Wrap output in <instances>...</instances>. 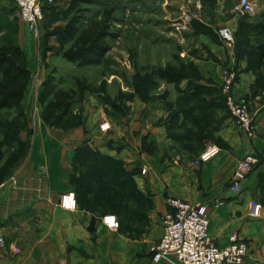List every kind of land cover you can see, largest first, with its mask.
<instances>
[{
    "label": "rangeland",
    "instance_id": "1",
    "mask_svg": "<svg viewBox=\"0 0 264 264\" xmlns=\"http://www.w3.org/2000/svg\"><path fill=\"white\" fill-rule=\"evenodd\" d=\"M235 1L81 0L78 7L82 10L74 9L68 12L70 0H46L40 33L38 37H34L26 23L19 18L11 1L0 0V46L5 43H15L20 25L23 26L25 35H30L35 40V46L38 40L36 48L39 52V60L45 67L44 77L54 67V76L59 84L74 89L77 96L79 95V101L77 99L78 102L73 105L74 113H79L78 106L82 99L96 94L101 97L107 115L116 120L130 112L131 102L137 98L143 104L142 109L149 115L153 114L152 119L154 118L155 124L166 126V139L151 144V149L158 150L162 158L172 163L194 167V158L205 145L215 143L224 146V141L215 130L226 119L232 122L229 111L222 105V100H225L222 87L226 84V74L234 68L235 74L231 78L229 93L237 98L233 91L234 83L241 73L250 70V62H247L248 57L245 56H250L251 49L259 39L257 27H248L239 31V24L241 22L255 24L259 21L264 11V0H251L254 5L253 11L243 15L233 11ZM79 13L83 15L82 23L85 22V18L103 20L108 27L106 42L110 49L99 64L78 66L65 60L58 53L60 44L57 37L64 33L63 28L67 22H71L72 16ZM222 25L229 26L234 31L235 40L230 45L222 42L217 35L218 27ZM199 45L203 46V50L198 53ZM210 46L215 50L221 49L222 53L217 55L211 52L208 48ZM218 46H222L223 49ZM237 46L243 48L245 51L243 57L246 59V65L239 69L235 68L234 64V61L240 57L236 50ZM194 59L215 62L222 80L216 81L212 75L201 74ZM168 65L176 66L186 75L179 85V90L173 84L153 75L156 67ZM263 72V70L259 71L258 75L259 73L262 75ZM41 82L35 76L29 82L30 92L25 90L27 101H23L22 108L26 116L27 128L23 129L25 125L21 129L9 126V120L17 121L19 118L18 109H14L7 115L4 127L0 129V139L6 140L7 151L14 148L19 150V137L28 140L26 148L28 150L37 124L36 109L40 104L37 94ZM194 82L213 87V98L206 102L191 100L184 89L189 83ZM262 85L261 83L260 86ZM112 104L116 106L112 107ZM3 112L5 111L0 112V117L3 116ZM203 112L206 116L205 131L202 130V120L201 130L198 129V117ZM61 129L67 131L70 128ZM202 136L205 139L202 143L198 142L197 139ZM112 142L120 146L124 144L119 138L112 139ZM81 146L83 145L79 147ZM21 160H18L13 172L20 165ZM95 162L100 163L101 166L93 168L92 163ZM63 164L64 173L72 185V191L78 198L80 206L92 210L99 221L106 213L117 216L119 226L112 238L120 235L128 239L140 240L150 233L148 210L152 203L146 194L136 188L132 177L138 172L137 170L132 168L127 170L103 160L95 156L88 146L82 147L78 156H72L69 161L64 160ZM192 169L196 172L198 170V168ZM93 173H96L95 177H105L106 182L99 184L88 181L90 180L88 177L94 179ZM258 177H261V174ZM4 181L0 184V189L4 188L7 182ZM90 189H95L100 199L102 197L105 199L96 203L89 194ZM110 246L111 243L109 254H113L110 252ZM152 246L153 243L146 249L142 246L139 254L133 257L134 260L126 258L128 260H125L124 264H133L128 261H138V258L147 256ZM109 264H116V261L110 260Z\"/></svg>",
    "mask_w": 264,
    "mask_h": 264
},
{
    "label": "crops",
    "instance_id": "2",
    "mask_svg": "<svg viewBox=\"0 0 264 264\" xmlns=\"http://www.w3.org/2000/svg\"><path fill=\"white\" fill-rule=\"evenodd\" d=\"M23 30L20 25L17 42L31 71V79L36 76L41 82L45 67L39 60L38 40L35 46V40ZM202 47L199 45L198 53ZM208 48L217 55L222 53L221 49ZM194 60L201 74L222 80L215 62ZM234 64L239 69L246 65V59L237 58ZM255 78L256 74L250 69L240 74L233 87L236 99L243 97L241 100L247 102L256 126L255 135L247 139L226 119L215 130L224 146L215 157L194 167L172 163L162 158L158 150L151 149V144L166 139V126L155 124L153 114L143 110L137 98L131 102L129 113L114 120L103 109L105 105L99 95L87 96L78 106L79 123L67 131L47 125L39 104L28 150L0 189V226L6 240V246L0 248V264H109L110 260L124 264L125 260H134L142 246L146 249L160 238L162 218L171 209L168 198L172 196L206 206L209 235L218 245H226L232 232L247 238L250 250L242 264H264V91L252 93ZM29 82L26 92H30ZM23 101H27L25 96ZM104 119L111 123L108 131L99 129ZM117 138L124 144L112 142ZM80 145L120 162L127 170L138 171L132 177L136 188L152 203L148 210L151 228L146 237L140 240L120 235L112 238L116 229H108L92 210L80 206L75 193L76 209L66 210L60 206V195L72 191L63 162L75 156ZM248 152L256 153L258 162L241 184L240 191L234 192L230 189L232 168ZM143 168L145 172L141 173ZM192 168H198L197 172ZM251 198L262 206L259 218L248 213ZM110 243L113 254H109ZM10 244L16 245L19 251L12 252ZM151 248L147 256L128 262L148 264ZM155 264L175 263L171 257Z\"/></svg>",
    "mask_w": 264,
    "mask_h": 264
},
{
    "label": "trees",
    "instance_id": "3",
    "mask_svg": "<svg viewBox=\"0 0 264 264\" xmlns=\"http://www.w3.org/2000/svg\"><path fill=\"white\" fill-rule=\"evenodd\" d=\"M45 1L43 2V18H44V7ZM81 0H70L69 11L82 10L78 7ZM83 15H73L71 22H67L63 28V34L57 37V41L60 44L58 53L65 60L73 62L78 66L99 64L106 52L110 49L109 44L106 42L108 36V27L103 20H87L82 23ZM77 24V25H74ZM240 29L248 27H257V34L259 39L255 42L253 48L250 51V56L246 55L247 62H250V68L255 74V82L251 86L253 94H261L264 91V72L262 75H258V72L264 71V11L261 14V19L254 23H240ZM239 35V34H238ZM237 53L240 54L239 58L245 55L243 48L237 46ZM45 58V56H44ZM244 58V57H243ZM55 68L50 69L44 79L41 82L37 100L42 105V118L49 125L61 128H72L79 123L78 113L73 112V105L79 101V95L74 89L62 87L54 76ZM154 77L162 79L167 83H171L174 87L179 90V85L183 79L186 78L185 73L181 69L174 65H168L166 67H156L153 72ZM31 79V71L27 67L26 60L22 49L20 48L17 38L15 43H5L0 46V112L4 110L3 116L0 117V129L4 127L7 120V115L10 111L18 109V120H9V126L18 128H27L26 116L22 108L23 99L25 96V88ZM262 80V81H261ZM263 84L260 86V84ZM258 88V89H257ZM187 96L197 102H206L208 99H212L214 96V88L200 82L189 83L184 89ZM78 99V101H77ZM223 107L227 110L225 100H222ZM112 104V107H115ZM228 111V110H227ZM110 115L112 113L110 112ZM205 113H200L198 117V129L206 130L205 127ZM205 137L197 139L198 142H203ZM28 146V140L21 139L19 137L18 147L11 150H6L7 143L5 139H0V184L13 172L19 159H23L26 154V148ZM86 145L78 148L76 156L79 155V151ZM219 146V145H218ZM221 147V146H219ZM93 151V150H92ZM94 152L95 156L102 158L110 163H115L118 166L120 162L114 159L99 155ZM101 166V164L95 162L92 163L93 168ZM95 166V167H94ZM123 168V167H122ZM103 172V171H102ZM105 173V172H103ZM96 173H93L94 179L90 180L93 182L103 183L105 177H95ZM93 188V187H92ZM90 196H93L96 203L102 202L105 197L100 199L97 191L90 189ZM103 199V200H102ZM107 214V213H106ZM113 214V213H112ZM119 222V221H118Z\"/></svg>",
    "mask_w": 264,
    "mask_h": 264
},
{
    "label": "built area",
    "instance_id": "4",
    "mask_svg": "<svg viewBox=\"0 0 264 264\" xmlns=\"http://www.w3.org/2000/svg\"><path fill=\"white\" fill-rule=\"evenodd\" d=\"M17 14L23 20L29 32L38 37L40 25L43 20L44 0H10ZM233 11L238 15L248 14L253 11L254 5L251 0H236ZM219 39L230 45L235 40L234 31L226 25L218 27ZM234 69L226 74V84L222 87L225 95V105L229 111L233 125L247 139L255 135L256 126L249 113L247 102L236 99L231 95V78ZM111 128L109 120L99 123L101 131ZM220 147L215 143L207 144L194 158V166L209 161L219 153ZM258 162L256 153L248 152L241 156L232 168L230 189L239 192L241 184L246 180L249 172ZM145 172V168L141 173ZM59 204L63 209L74 210L77 207L73 191H67L60 195ZM170 210L162 218V234L151 248V259L148 264H155L161 259L173 258L175 264H242L250 250L247 238L241 237L237 232L228 236V243L220 246L209 235V217L204 204H193L188 200L172 196L168 198ZM248 213L253 218H259L262 214V206L257 199L251 198ZM101 221L108 228L115 230L119 226L115 214L107 213L101 217ZM6 246L3 227L0 226V248ZM12 252L16 253L19 248L10 244Z\"/></svg>",
    "mask_w": 264,
    "mask_h": 264
}]
</instances>
